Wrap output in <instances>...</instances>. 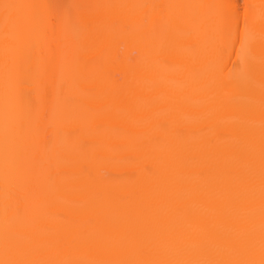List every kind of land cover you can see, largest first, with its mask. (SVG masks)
Masks as SVG:
<instances>
[{
  "label": "bare ground",
  "instance_id": "obj_1",
  "mask_svg": "<svg viewBox=\"0 0 264 264\" xmlns=\"http://www.w3.org/2000/svg\"><path fill=\"white\" fill-rule=\"evenodd\" d=\"M0 264H264V0H0Z\"/></svg>",
  "mask_w": 264,
  "mask_h": 264
}]
</instances>
